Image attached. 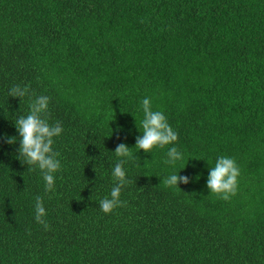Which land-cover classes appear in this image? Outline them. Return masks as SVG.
Segmentation results:
<instances>
[{
  "label": "trees",
  "instance_id": "trees-1",
  "mask_svg": "<svg viewBox=\"0 0 264 264\" xmlns=\"http://www.w3.org/2000/svg\"><path fill=\"white\" fill-rule=\"evenodd\" d=\"M16 85L63 127L51 192L17 158ZM145 97L178 133L152 153L135 148ZM121 143L126 206L105 214ZM220 156L241 172L229 201L207 188ZM0 264H264V0H0Z\"/></svg>",
  "mask_w": 264,
  "mask_h": 264
},
{
  "label": "clouds",
  "instance_id": "clouds-1",
  "mask_svg": "<svg viewBox=\"0 0 264 264\" xmlns=\"http://www.w3.org/2000/svg\"><path fill=\"white\" fill-rule=\"evenodd\" d=\"M26 96L29 97L30 111L26 116L20 115L15 121V127L20 137L17 158L22 164L29 166L28 170H33L32 166L38 167L45 181V192H51L55 186L54 174L62 167L58 159L60 153L53 149L54 138L62 134L63 127L59 121L55 124L49 123L50 97L30 95L27 86L16 85L9 91V97L20 98L21 102ZM141 107L143 119L140 121V126L143 131L142 136L136 137L135 148L143 150L145 153H152L156 147L164 148L166 145L174 144L178 140V133L170 126L165 114L162 111H153L151 99L148 97L141 101ZM138 129L140 130V128ZM6 142L15 144L16 137H6ZM131 149L121 143L114 151L115 155L121 159L115 164L112 172L116 184L111 189L110 198L106 196L99 202V207L105 214H110L117 207L126 206V202L122 201L120 196L122 188L131 183L124 170L127 160L133 159ZM166 157L164 163L174 165L177 161L184 159V154L178 148L171 147L168 149ZM138 166H140L139 163ZM240 175V168L234 158L220 156L214 167L209 169L207 188L219 199L229 201L238 192ZM161 183L165 187L179 188L180 183L188 184L189 178L181 176L179 173H173L164 177ZM45 216L43 197L37 196L35 198V221L45 230H49L50 225L44 219Z\"/></svg>",
  "mask_w": 264,
  "mask_h": 264
}]
</instances>
